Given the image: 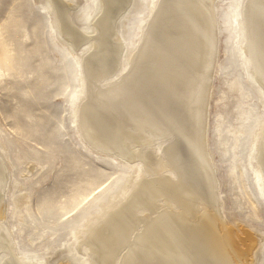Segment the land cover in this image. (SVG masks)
<instances>
[{"label": "bare ground", "instance_id": "obj_1", "mask_svg": "<svg viewBox=\"0 0 264 264\" xmlns=\"http://www.w3.org/2000/svg\"><path fill=\"white\" fill-rule=\"evenodd\" d=\"M86 1L97 9L83 15L91 29L78 27L72 17L77 1L35 3L48 28L74 51L70 62L79 84L68 102L77 135L102 155L136 167L137 177L121 203L105 207L98 222L87 219L71 235L68 252L75 248L82 264H249L255 240L222 223L206 151L214 0H141L147 9L129 37L116 24L134 0ZM230 8L240 14L233 29L243 34L241 55L253 67L248 79L264 96V0H234ZM252 139L255 151L246 169L264 196V118ZM7 177L0 159V264H48L46 256L9 255Z\"/></svg>", "mask_w": 264, "mask_h": 264}, {"label": "rangeland", "instance_id": "obj_2", "mask_svg": "<svg viewBox=\"0 0 264 264\" xmlns=\"http://www.w3.org/2000/svg\"><path fill=\"white\" fill-rule=\"evenodd\" d=\"M66 1L78 2L71 13L77 26L90 27L83 15L97 9L86 0ZM233 3H212L216 40L206 151L222 223L239 237L251 235L249 264H264V196L246 169L255 151L253 133L264 118V96L248 79L253 67L241 55L243 34L233 29L240 25L239 5L230 12ZM140 5L134 0L119 16V33L131 35L147 9ZM47 21L35 0H0V159L8 171L3 222L10 230L13 258L26 253L46 256L48 264H82L75 248L68 252L71 235L87 219L98 217V222L105 207L121 203L137 172L77 135L75 110L68 102L79 84L77 67L70 62L74 51Z\"/></svg>", "mask_w": 264, "mask_h": 264}]
</instances>
